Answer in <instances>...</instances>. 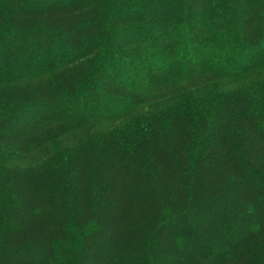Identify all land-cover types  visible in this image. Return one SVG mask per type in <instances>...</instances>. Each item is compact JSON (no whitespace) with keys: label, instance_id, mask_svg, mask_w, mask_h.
I'll return each mask as SVG.
<instances>
[{"label":"trees","instance_id":"trees-1","mask_svg":"<svg viewBox=\"0 0 264 264\" xmlns=\"http://www.w3.org/2000/svg\"><path fill=\"white\" fill-rule=\"evenodd\" d=\"M261 66L264 0H0V264H264Z\"/></svg>","mask_w":264,"mask_h":264},{"label":"rangeland","instance_id":"rangeland-1","mask_svg":"<svg viewBox=\"0 0 264 264\" xmlns=\"http://www.w3.org/2000/svg\"><path fill=\"white\" fill-rule=\"evenodd\" d=\"M264 74V66L259 67L258 70L249 73L239 79H231L222 81L219 78L217 79V86H223L226 89H237L241 88L247 84H251L253 81L257 80ZM218 75V73H217ZM102 129V128H101ZM46 156V152L41 150L34 151L31 155L23 156V157H16L15 159L11 160V165H18L21 167L27 165H34L42 161ZM87 228H90L87 227ZM80 242V233L76 230H71L68 233V236L64 240H60L58 247L60 251L76 249Z\"/></svg>","mask_w":264,"mask_h":264}]
</instances>
